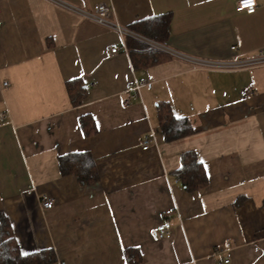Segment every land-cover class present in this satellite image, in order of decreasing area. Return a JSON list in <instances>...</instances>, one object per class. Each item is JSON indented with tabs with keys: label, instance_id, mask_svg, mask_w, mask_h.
<instances>
[{
	"label": "crops",
	"instance_id": "crops-1",
	"mask_svg": "<svg viewBox=\"0 0 264 264\" xmlns=\"http://www.w3.org/2000/svg\"><path fill=\"white\" fill-rule=\"evenodd\" d=\"M255 1L248 13L239 0H0V215L23 252L52 248L55 264H126L124 249L138 247L140 264H264V62L191 61L260 58L264 0ZM100 2L126 28L170 13L160 44L172 58L136 70L129 52L109 54L121 35L66 6ZM76 79L87 91L79 105L67 89ZM164 101L194 133L166 141ZM86 114L98 129L91 135L79 120ZM189 150L209 177L194 192L171 174ZM82 151L100 175L91 185L60 172V156ZM163 222L172 228L162 235Z\"/></svg>",
	"mask_w": 264,
	"mask_h": 264
},
{
	"label": "trees",
	"instance_id": "trees-1",
	"mask_svg": "<svg viewBox=\"0 0 264 264\" xmlns=\"http://www.w3.org/2000/svg\"><path fill=\"white\" fill-rule=\"evenodd\" d=\"M170 20L171 14L163 13L135 20L128 28L134 33L164 44L169 37ZM126 45L136 70L172 58L171 54L133 36L126 37ZM67 89L73 105H79L86 98V86L81 79L67 82ZM158 119L166 141L195 132L188 118L176 116L168 102L159 103ZM79 120L84 134L91 135L98 131L92 115H82ZM59 168L62 175H75L80 185L94 184L100 177L96 162L89 151L72 152L60 156ZM171 174L178 178L185 190L190 192L205 188L209 182L206 168L194 150L181 154V166ZM124 258L126 264L142 262V254L138 247L125 248ZM57 261L58 257L52 248L30 253L23 252L9 218L5 214L0 215V264H55Z\"/></svg>",
	"mask_w": 264,
	"mask_h": 264
},
{
	"label": "built area",
	"instance_id": "built-area-1",
	"mask_svg": "<svg viewBox=\"0 0 264 264\" xmlns=\"http://www.w3.org/2000/svg\"><path fill=\"white\" fill-rule=\"evenodd\" d=\"M66 6L80 13L84 18H88L92 21H95L107 28L114 29L121 35L122 42L121 43L116 42V43L111 44L108 48L109 54L117 55L122 52H128L127 45L125 42V36L135 35V34L113 18V6L112 5L107 4L105 2H100V3L95 4L92 10L76 9L75 7L68 5V4H66ZM257 6L258 5L255 0H239V2L237 3L236 9L238 11L245 10L248 13H253L256 11ZM146 41L147 43L151 44L154 47L163 49V46L158 42L149 41V40H146ZM258 52L260 54V58L244 60V62L243 61L242 63L238 62V64H235L234 62V64L230 63L229 65H225V64H221L217 62H210V61H203V60H191V61L198 62V64L206 66V67H216V68L224 67V66L230 67V68L242 67V66H248L251 64H256L259 62L263 63L264 62V48H260ZM173 55L178 56L180 58L188 59V56H184L182 54H173ZM140 74L144 75L145 71L140 70ZM148 83H149L148 80L145 78L141 80H135L134 82L128 85L127 90L129 92H132L134 90H140V88L147 85ZM8 86H9V82L4 81L3 87H8ZM251 93H253L252 89H245L243 91V95L245 96ZM128 103L129 101H126V104ZM5 117H6V114H3L2 119H4ZM151 144H152V139L150 137H145L143 139L142 145L144 148H149ZM54 203L55 202L52 198H45V199H42L41 201L42 206L46 209L52 208L54 206ZM171 228H172V224L170 222H163L162 224L158 226V232L162 235L167 234L171 230ZM231 246H232L231 242H226L225 244L226 248H231ZM224 262L228 263L229 260L225 259Z\"/></svg>",
	"mask_w": 264,
	"mask_h": 264
}]
</instances>
